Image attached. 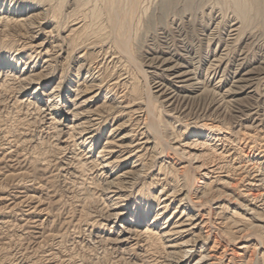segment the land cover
I'll use <instances>...</instances> for the list:
<instances>
[{
  "label": "bare ground",
  "instance_id": "6f19581e",
  "mask_svg": "<svg viewBox=\"0 0 264 264\" xmlns=\"http://www.w3.org/2000/svg\"><path fill=\"white\" fill-rule=\"evenodd\" d=\"M182 1L183 10H193L198 5V0ZM68 2L70 6L63 11V0H0V102L3 95L13 93V98L8 101L15 104L14 107L17 105L23 109L22 112L27 115L22 120L26 127L22 125L24 136L20 138L21 142L30 141L31 147L36 149L41 147L42 139H50L45 150L74 155L72 158L77 160L80 168L93 169L90 170L92 179L101 177L97 196L102 206H90L86 212L88 219L85 225L89 227L88 236L91 239L86 248L94 250L92 258L102 259L108 255L112 264H222L225 260L227 264L231 263L232 256L230 259L229 256L224 257L227 253L225 249L222 254L216 252L218 247L210 242L212 231L208 229L212 215L224 208L220 199L223 192L215 193V188L208 187L210 182L189 191L184 183L178 181L174 185L167 182L160 185L154 196L145 192L143 181L149 179V185L153 183L154 176V165L145 167L149 160L147 157L160 159L158 173L160 165L165 162L162 152H158L161 139L159 125L157 128L152 120L149 121L152 111L150 100L159 101L157 103L162 107L171 106L178 100L217 94L220 98L214 102L215 110L221 111L227 106L238 108L243 97L264 95L263 90L260 95L256 92L259 83L264 85V57L256 66L234 68L225 79L223 56L226 45L212 38L207 45L214 47L206 60L207 68L215 67V70L207 77L205 73L203 80L190 61L183 62L171 55L152 57L148 68H155L154 71H144L155 74L158 70L162 78L157 81L151 78L153 83L147 86L149 99L143 98L140 95L142 90L138 92L129 80L130 73L125 71L129 64H135L137 60L130 59L131 45L128 42L131 29L133 35L138 27L139 12L146 10L145 5H140L142 1L101 0L98 6L95 3L90 7H85L81 0ZM175 3V0H161L156 20L160 22L173 11ZM220 4L222 8L228 5L234 13V18L227 25L230 39L251 36L249 26L256 18L261 19L263 28L264 0H220ZM153 23L151 15L143 21L146 27ZM206 26L212 27L211 23ZM112 31L113 35H110ZM65 66L71 67L67 75L64 73ZM108 67L111 69L106 74ZM131 93L134 95L131 96ZM106 123L109 129L102 138V127ZM207 126H216L212 130L222 128L212 123ZM193 132L194 137L202 135L200 128L193 129ZM232 133L235 134L233 130ZM164 136L166 138L167 133ZM174 137L168 147L172 151L180 150L182 157H192L191 152L175 145L179 142ZM261 151L264 155V148ZM197 155H193L192 161ZM204 168V162L197 166V170ZM206 170L204 176L225 171L218 163ZM139 183L141 187L133 195ZM252 185L257 187L258 192L250 193L249 202L242 204L241 214L248 215V228L264 230V218L258 216L255 210L259 202L258 205L264 204V179L259 176ZM86 195L83 201L94 198L92 192ZM176 201L174 208L166 214ZM206 203L209 205L207 209L203 206ZM236 213L232 210L225 219L235 231H241L245 229L242 221L239 223V220L230 218ZM259 244L263 243L259 241ZM238 247L241 249L245 245ZM130 250L136 252L133 257L129 256Z\"/></svg>",
  "mask_w": 264,
  "mask_h": 264
},
{
  "label": "rangeland",
  "instance_id": "374dc122",
  "mask_svg": "<svg viewBox=\"0 0 264 264\" xmlns=\"http://www.w3.org/2000/svg\"><path fill=\"white\" fill-rule=\"evenodd\" d=\"M81 1L85 3V7H90L95 3L98 6L101 2V0ZM141 1L140 5H145L146 10L140 11V14L138 13L137 32L135 31L133 36V29H131V38L128 42L129 46L131 45L129 48L130 59L132 61L133 59L137 60L135 64L134 62L131 65L129 64L125 71L130 73L129 80H132L131 82L139 90L138 92L140 93L142 90L140 95L143 98L147 97L149 99V88L147 86L149 83H153L151 78H155L154 81L162 78L158 70H155V74L144 71L145 69L154 71L155 68H148L152 57L171 55L183 62L190 61L199 73L201 80L205 78V73H207V77L211 71L215 70V67L207 68L208 63L206 60L210 55L211 48L214 47V45L212 47L207 45L212 38L215 42L220 40L221 44L226 45L223 56V77L225 79L231 75L234 68H239L241 65L250 67L255 64L254 66H256L264 57V26L262 28L260 25L263 24L260 18H256L254 23L251 24L252 26H249L250 30H248L251 32V36L248 38L244 35L237 36L238 39L232 40L227 25L234 18V13L226 4L222 8L220 0H196L198 4L196 10L189 11L183 10L182 0H175V9L164 16L160 22L156 20L155 16L158 14L161 0ZM63 4V11H65L70 5L68 0H63ZM149 15L154 18V23L146 27L143 21ZM209 23L212 27L206 26ZM210 28L212 29L210 30ZM110 35H113V31ZM110 69V67L106 68L105 73L108 74ZM70 70L71 67L65 66L64 73L67 75ZM256 90L259 95L262 90L264 91L262 82L258 84V87L256 86ZM130 95L133 96L134 94L131 93ZM243 96L244 94L241 97ZM250 96L243 97L238 104V108L230 109L232 106H227L221 111L215 110L213 106L214 102L220 98L217 94L213 97L209 94L184 101L178 100L171 106L163 105L162 107L160 103H157L159 101L150 100L151 106L149 105L153 113L152 115L150 112L149 121L152 120L151 122L156 127L159 125V128H157L161 137L158 136L161 139H159L158 152H162L166 163L160 165L161 169L158 173V161L160 159L151 160L147 157L149 160H147L145 167L149 168L150 164L151 166L154 165L152 167L154 168L152 172L154 176L153 183L150 181L149 185V179L146 178L143 181L146 186L145 192L147 191L148 195L154 196L157 194L160 185L165 184V182L174 185L177 181L178 183H184L189 191L205 182H210L208 187L215 188L217 190L215 193L223 192L220 199L224 204V208L215 216L212 215V223H209L208 229L210 228L209 230L212 231L210 232V242L218 247L216 252L222 254V250L225 249L224 251L227 253L224 257L229 256L230 259L232 256L229 260L232 264H264V254L262 255L264 253V230L248 228L246 223L249 221L247 220L248 215L242 216L243 211H241L242 204L249 202L250 193L255 194L258 192L257 187L252 185L255 178L260 176L264 179V155L261 151L264 148V95ZM3 98L7 101H3ZM11 98H13V93L8 92L3 95L0 102V132H3L0 133V264H112L110 258L107 257L108 255L102 259H93L94 250L86 248L87 242L91 244L90 236H88L89 227L85 225L88 219L86 212H88L90 206H102L97 196L99 194L98 188L101 187L99 183L101 177H94L93 181L90 176L93 169L80 168L81 166L78 165L77 160L73 159L74 155L62 153L60 155L45 150L50 139H42L43 142L40 141L42 143H39L41 147L36 149L31 147L30 141L24 140L21 142L20 138L24 136L21 130L26 127L23 125L22 120L27 115L22 112L23 109L21 110L17 105L14 107L15 104L8 101ZM204 123H207V125L212 123V125L221 126L223 129L212 130L216 126L209 128L210 126L204 125ZM195 128L202 130L201 136H193V129ZM108 129L109 125L106 123L102 127V138L106 135ZM231 129L235 134L232 133ZM166 133L169 137L165 138ZM4 136L5 139H3ZM173 137L179 142L175 145L184 148L186 152H191L192 157L198 154L193 161L192 157H182L180 150L172 151L168 147L172 144ZM7 138L10 139L7 141ZM193 138L197 140L192 141ZM68 158H71L70 161ZM63 161H68V165ZM201 162H204L205 167L209 169L212 164L218 163L223 166L225 171L208 173L204 176L203 173L207 171L206 168L197 170V166ZM140 187L141 183L138 184L133 195ZM89 192L93 193L94 198L85 199L84 203L82 199L86 198L89 195H86V193ZM176 203L177 201L170 206L166 214L174 208ZM258 204L255 208L257 215L264 218V204ZM203 206L207 209L209 205L206 203ZM232 210L237 213L230 216V218L237 222L239 220V223L242 221L241 223L245 225L243 226L245 229L235 231L226 222L225 217H229ZM220 220L221 223H219ZM259 241L263 244H259ZM239 245H245V247L240 249ZM129 252L131 257L136 254L135 250ZM127 261L125 259V263ZM222 264H227V260Z\"/></svg>",
  "mask_w": 264,
  "mask_h": 264
}]
</instances>
